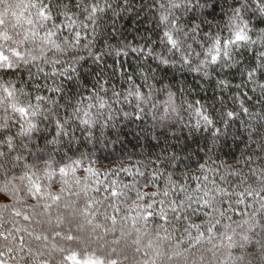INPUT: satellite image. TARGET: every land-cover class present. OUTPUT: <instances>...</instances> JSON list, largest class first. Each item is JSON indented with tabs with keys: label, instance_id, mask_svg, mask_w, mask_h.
<instances>
[{
	"label": "snow or ice",
	"instance_id": "6c2138e0",
	"mask_svg": "<svg viewBox=\"0 0 264 264\" xmlns=\"http://www.w3.org/2000/svg\"><path fill=\"white\" fill-rule=\"evenodd\" d=\"M129 11L147 25L144 35L112 45L116 20ZM130 55L138 67L121 72L117 89L105 78L107 59ZM89 61L90 88L82 82ZM170 71L173 81L191 75L194 87L157 89V72ZM205 85L215 104L187 99L196 88L206 95ZM160 92L167 99L158 107ZM149 115L141 132H155L157 142L167 143L178 121L192 135L208 132L209 160L239 134L237 124L264 152V0H0V193L12 199L0 206V264H264V168L250 169L259 173L254 187L240 173L199 164L203 182L194 188L169 174L162 191L153 184L147 193L119 179L132 175L127 168L102 175L86 163L120 120ZM173 161L175 154L162 163ZM163 175L154 169L151 179ZM126 190L135 191L130 204ZM196 214L205 220L193 222ZM203 241L211 247L201 250Z\"/></svg>",
	"mask_w": 264,
	"mask_h": 264
},
{
	"label": "trees",
	"instance_id": "16d2710c",
	"mask_svg": "<svg viewBox=\"0 0 264 264\" xmlns=\"http://www.w3.org/2000/svg\"><path fill=\"white\" fill-rule=\"evenodd\" d=\"M135 4L138 7L139 0H135ZM143 15V13L141 14ZM112 21L110 19H105L106 29L111 25ZM147 27L139 17L135 16L134 11H129L125 14L123 18L116 20V35L114 39H110L108 42L112 45L117 43H130L137 44L140 42V37L144 35V28ZM123 65V67H121ZM138 67V61L134 56H129L121 60L116 58V63L113 64V59H107V67L105 68V78H110L111 83L117 89L125 86L124 80L121 78V72L132 73L134 69ZM95 68V65L88 62L84 66V73L82 75V82H87L86 86L91 87V83L95 80V75L91 73V70ZM173 73L170 71L167 74L163 72H157V78L163 80V84H156L155 87L160 89L162 87L170 86L175 84L172 88L176 91L177 87H194V81L191 75L187 77H181L179 74L176 75V80L173 81ZM139 82V81H138ZM237 78L234 83H238ZM152 83V81H149ZM208 89L207 94L201 92L200 89L196 88L192 91L191 96H188L189 101L200 100L208 103L215 104L216 101L213 99V90L211 86L205 85ZM146 90V89H145ZM246 91V89H245ZM87 94V93H85ZM218 96L219 93L217 92ZM251 95V93H249ZM167 99L166 94L160 92L156 97V103L162 106L164 101ZM179 103V101H178ZM231 103L227 99L225 100V108L231 110ZM125 111L133 112L132 106H125ZM216 110L219 111L220 107L217 104ZM181 115L183 117V124H186L189 119V113L182 110ZM194 123V120L192 121ZM153 121L151 116H145L143 120H120L117 126L116 132L111 136L109 142L104 145L100 144L97 148L93 149L91 160L86 162L98 170L102 175L109 171H116L120 168H127L130 170L132 175L125 172L119 173V179L126 184H133L136 182V188L143 192L151 193L157 191V188L153 184H158L160 190L162 191L165 187L167 177L169 174L172 176V181L175 185H183L186 188H194L196 183H202V174L200 171L199 164H204L208 168H220L221 175H227L228 173H240L241 176L251 183L254 187H258L257 176H253L250 169H262L264 168V152L260 151V138L253 137V139L248 138L247 132L244 131V126L237 124L234 128H239V134L233 136L231 133L229 136L221 143L215 154H213L212 159L209 160L208 156L205 155L203 145L205 143L204 138L209 135L208 132H197L195 135L189 133L187 127H184L179 121L176 126L171 129L168 135L167 143L164 142V138L161 137L160 142H157L152 136L155 135L153 132L151 135H145L141 132L142 128H150ZM156 131H159L158 129ZM175 137H179L177 141ZM253 140L256 143H253ZM172 145H177L173 148ZM87 151V149H82ZM175 154L178 161H173L171 166L164 167L163 160L170 155ZM160 156L161 159H157ZM190 157V159H189ZM203 157V159H201ZM217 157H219L217 159ZM249 157L251 159H249ZM177 162L179 166L177 167ZM187 165V167L185 166ZM145 172V177H140L136 174V169ZM154 169H158L160 172L164 173L162 177L153 181L151 179V173ZM227 169V173H225ZM209 174V179H212L211 173ZM78 175L83 177L84 172H79ZM192 177H200V180L193 179ZM113 177H109L112 179ZM229 180L232 184L239 183L238 178L235 175H230ZM102 179V176H101ZM147 180V186H145V181ZM59 183L53 186V190L59 188ZM209 187L211 184L209 183ZM128 192V204L135 199L134 190H126ZM93 195H95L93 193ZM170 197L172 199H182L183 194L177 192V195L173 196L170 191ZM162 197H157L161 199ZM12 199L10 196L0 193V206L5 204H11ZM28 204H34V200H28ZM121 207H127V204H122ZM3 209L0 208V212ZM7 215V213H4ZM234 219H239L238 215H234ZM21 223L22 218H18ZM192 220L195 223H202L205 217L202 214H196L192 216ZM226 222V221H225ZM155 224H159L160 221L157 218L154 221ZM181 223H183L181 221ZM111 239V237H109ZM203 248L201 250H206L211 247V244L207 241L202 242Z\"/></svg>",
	"mask_w": 264,
	"mask_h": 264
}]
</instances>
